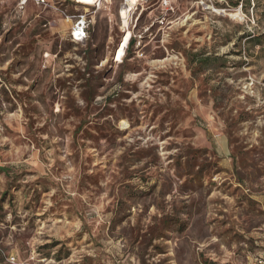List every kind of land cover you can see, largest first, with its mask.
<instances>
[{
	"label": "rangeland",
	"instance_id": "374dc122",
	"mask_svg": "<svg viewBox=\"0 0 264 264\" xmlns=\"http://www.w3.org/2000/svg\"><path fill=\"white\" fill-rule=\"evenodd\" d=\"M247 2L138 0L126 23V0H0V264L264 251V0Z\"/></svg>",
	"mask_w": 264,
	"mask_h": 264
},
{
	"label": "built area",
	"instance_id": "2783aa9c",
	"mask_svg": "<svg viewBox=\"0 0 264 264\" xmlns=\"http://www.w3.org/2000/svg\"><path fill=\"white\" fill-rule=\"evenodd\" d=\"M27 1L28 0H25V3ZM36 1L38 3L46 2V0H36ZM127 1L128 0H126V3L122 6V9L126 8L125 6H127ZM75 2L76 4L80 6H84L88 8V7L100 6L101 0H97L92 5H87L79 0H75ZM121 15H122V12H121ZM66 16L73 23L71 32H70L71 41L74 43H83L84 41H86L89 38V29L91 25V21L89 20L87 13L73 14L72 16H69V15H66ZM131 39H132V35L130 37V40ZM129 42H128V45H129ZM128 45L126 49L128 48ZM246 264H264V251L259 254L249 257Z\"/></svg>",
	"mask_w": 264,
	"mask_h": 264
},
{
	"label": "bare ground",
	"instance_id": "6f19581e",
	"mask_svg": "<svg viewBox=\"0 0 264 264\" xmlns=\"http://www.w3.org/2000/svg\"><path fill=\"white\" fill-rule=\"evenodd\" d=\"M79 1H81V2H83L84 0H79ZM86 2H89L87 5H89V4H93V3H95V0H86ZM91 2V3H90ZM138 2V0H131V1H129V4L127 3V6H125L126 8H124L123 10H122V17H123V20H124V22H128V19H129V13H130V9H131V5H135L136 3ZM125 23V24H126ZM130 37H131V33H128L125 37H124V39H123V41H122V43H123V48H125V47H127V45H128V42H129V40H130Z\"/></svg>",
	"mask_w": 264,
	"mask_h": 264
},
{
	"label": "trees",
	"instance_id": "16d2710c",
	"mask_svg": "<svg viewBox=\"0 0 264 264\" xmlns=\"http://www.w3.org/2000/svg\"><path fill=\"white\" fill-rule=\"evenodd\" d=\"M259 1V0H258ZM239 2V1H238ZM249 5H250V0H248V2H247ZM239 3H236V5H238ZM251 35H247V37H250ZM262 35H259V36H255V37H253V39H252V43H253V45L254 46H258V45H260L261 44V39H262ZM134 45H135V39H131L130 40V42H129V45H128V49L130 50L132 47H134ZM0 170H2V169H0Z\"/></svg>",
	"mask_w": 264,
	"mask_h": 264
}]
</instances>
